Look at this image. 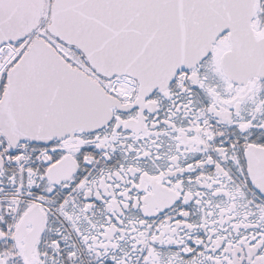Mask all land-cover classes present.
<instances>
[{
	"label": "snow or ice",
	"instance_id": "obj_1",
	"mask_svg": "<svg viewBox=\"0 0 264 264\" xmlns=\"http://www.w3.org/2000/svg\"><path fill=\"white\" fill-rule=\"evenodd\" d=\"M0 264H264V0H0Z\"/></svg>",
	"mask_w": 264,
	"mask_h": 264
}]
</instances>
